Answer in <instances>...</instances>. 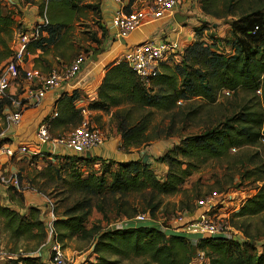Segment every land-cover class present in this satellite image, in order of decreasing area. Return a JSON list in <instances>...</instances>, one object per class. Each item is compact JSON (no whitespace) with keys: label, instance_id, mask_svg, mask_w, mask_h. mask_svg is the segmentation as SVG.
<instances>
[{"label":"trees","instance_id":"obj_1","mask_svg":"<svg viewBox=\"0 0 264 264\" xmlns=\"http://www.w3.org/2000/svg\"><path fill=\"white\" fill-rule=\"evenodd\" d=\"M22 1L37 4L40 14L47 19V24L39 25L40 37L26 46L24 57L45 50L60 31L71 25L76 14L84 11L95 16L101 14L99 2L82 5L83 0ZM198 3L202 14L207 17L231 19L229 27L234 39L225 41L210 36L207 43L196 37L173 64L161 63L148 84L141 82L123 60L112 63L106 67L95 100L85 108L104 113L116 109L112 112L116 131L120 135L121 147L128 149L139 148L160 138L159 134L148 132L151 114L147 109L173 113L178 108L177 103H189L184 119L194 123L198 130L155 158L157 163L166 167L163 178L156 176L148 160L143 163L145 155L126 162L56 155L54 160L57 159L58 166L46 164L39 172L42 179L54 184L52 190L58 189L59 182L65 185L62 190L65 197L59 200L63 210L58 213L59 207L55 204L52 209L56 215L53 221L55 240L63 247L73 238L94 240L92 253L95 260L80 264H120V261L129 259H142L141 264H198L195 261L198 251L204 255L201 264H264V243L261 244L262 250L255 252L256 248L248 243L251 235L247 232L244 233L247 241L239 237L236 240L214 237L194 243L186 236L168 235L153 225L137 224L104 231L96 226L86 228L93 210L103 220H108L111 214L133 218L138 210L151 217L162 206L163 197L177 194L183 196L179 209L190 211L194 196L183 186L201 166L210 161L226 160L233 150L262 144L264 108L258 110L255 105L243 104L220 112L214 106L219 94L224 92L251 94L261 97L264 104V0H198ZM15 24L14 16L4 11L0 1V44L6 45L5 37L8 42L12 41ZM101 31L104 37L107 29L101 26ZM199 31L195 30L196 36ZM45 33L47 37H44ZM95 41L100 43L99 39L95 38ZM220 45L229 46L230 50L226 51ZM8 53L2 60L12 56L11 51ZM12 99H15L13 95L0 99V112L12 105ZM79 99L77 92L60 96L55 102L57 116L51 121V127H77L83 119L81 111L74 105ZM196 100L203 103L196 104ZM135 111L143 113L133 118ZM173 133L170 128L165 136ZM6 143L7 140L0 139V146ZM96 163L98 168L94 169ZM238 164L243 166L241 179L254 184L256 193L243 202L232 215V221H243L264 213L262 156L255 152L248 161ZM85 170L86 174H83ZM62 173H66L64 178ZM44 184H40L38 190ZM69 198H73L72 204L63 207V201ZM0 218L10 238L28 237L37 240V245L46 241V227L40 218V209L28 207L22 213L0 205ZM232 225L240 228L235 222ZM37 253L18 255L8 264H45Z\"/></svg>","mask_w":264,"mask_h":264},{"label":"rangeland","instance_id":"obj_2","mask_svg":"<svg viewBox=\"0 0 264 264\" xmlns=\"http://www.w3.org/2000/svg\"><path fill=\"white\" fill-rule=\"evenodd\" d=\"M0 1L4 11L12 13L16 20L12 41L8 42V38L5 37L4 41L6 42V45L5 43L0 44L1 68L8 60H2V57L9 54L8 52L10 51L13 53V51L15 50L18 35L23 32L29 31L38 23L42 24L45 15L40 14L37 4L30 5L26 4L22 0H18V3L20 5V8H18L16 6L9 5L5 0ZM152 1L153 0H136L137 5L149 7L151 6ZM178 1L180 5L176 7L175 11H179L180 14H182L180 16L186 17V21L184 23H181L182 25L180 23H177L173 13H167L162 15L161 17L163 20H170V23L174 26L175 23H177L178 26L185 27V30L182 33L183 35L187 33L189 36H191L192 39L198 37L207 43L209 42L210 36L221 38L225 41L234 39L229 27L231 19L228 18L225 20H217L205 16L200 10L198 0ZM98 2L100 3L101 8L104 9L105 0H83L81 4L91 5ZM20 9H22L23 11H20ZM29 10H33V13H31ZM105 16L106 17L104 18L102 11L100 16H95L92 12L89 11H84L83 14H76L72 18L71 25L67 29L60 31L57 37L53 39V43L49 44L45 50L40 51L44 56L41 59L44 61L40 62V65H52L51 62L55 63L54 68L59 72L62 70L63 66L69 65L71 61L78 56H82L84 58V61L86 59L88 61H91L95 52L100 51L101 54L106 50H110L112 40H110L108 30L104 37H102L101 31V26H104L106 28L105 19H107V26H110V15L105 14ZM26 17L39 20L40 22L34 25V21H31L32 24L27 28V25L24 26L20 23L21 20ZM195 30H200L198 36H196ZM44 37H47L46 33L44 34ZM95 38L99 39L100 43L96 42ZM191 42L186 41V43L184 44H187L189 46ZM220 47H222L226 51L230 50L229 46L226 47V45H220ZM100 54L95 55V58H98ZM120 60L121 58L118 57L114 62H119ZM176 60L178 59L172 57L164 63L167 65H171ZM15 90H17V92L19 93V90L16 87H10V95H12ZM257 96H259V94ZM194 102L196 104L203 103L200 100H196ZM187 104L189 103H177L178 108L174 109L173 113L162 112L156 109H147L146 111H149L151 114L150 127L148 132H150L151 135L159 134L160 138L151 140L148 143L140 146L139 148L131 147L128 149H124L122 152L124 154L136 153L137 157L145 154L156 176L159 179H162L164 176L163 165L157 163L154 157L161 156L167 150L171 149L175 145H178L179 141L182 138L187 135L193 134L198 130L196 127H194V123L185 122L184 115L188 111ZM243 104L255 105L258 110H263L264 108L263 100L261 97H255L251 94L242 93H239V95H227L225 93H220L214 107L217 111L224 112L225 110H231L232 107ZM85 105L87 106V104ZM86 106L82 105L81 108L85 109ZM115 110L116 109L113 108L108 113H105V119H103L102 116L98 117L93 114L87 116V119L90 118V125L101 131L104 141L105 138L108 140L109 138L114 137L118 134L116 131V121H114L112 117V112H114ZM14 111L15 108L9 106L4 107L2 112H0V134L6 129L7 126L4 121V114L6 112L12 113ZM140 113H143V111H135L132 117L134 118ZM173 114H175L174 118ZM170 128L171 131L174 132L173 135L165 136V134L170 131ZM65 131L63 132H68L67 130ZM129 150H133V152L130 153ZM255 152H258L264 160V143L253 148L243 147L240 150H233L231 151V156L227 157L226 160H215L207 162L187 180L186 184L183 186V189L188 191L190 195L194 196V199L191 201L190 211L197 210L194 200L200 198L202 195L207 194L209 191L216 190L221 193L227 194L225 199L226 202L223 205L222 212L224 213L225 218L230 228L232 229V235L235 237H239L244 241H247L248 239L245 240L244 233H249L251 237L248 240V243L251 247L256 248L255 252H259L262 250L261 244L264 243V213L256 217L246 218L243 221H240L238 219H233L232 221V215L236 213L242 206L240 205V203L252 197L256 193L254 184L250 183V181L241 179L243 166L242 164H238L241 161H248V159ZM53 166H58V164H53ZM83 174H86V170L83 171ZM32 175H34V173H32ZM65 176L66 173H62L61 177L64 178ZM44 181V179H39L38 183H45V186H42L40 191L47 197V201L49 202L48 209L52 211L55 204L59 207L58 213H61L63 208L60 206L59 200H62L65 197V195L62 193L65 185H63L62 182H59L58 189L52 190L54 184H50ZM182 197V194L163 197L162 206L154 216H151V219L153 220L152 224L159 225V223L172 218L176 213L185 212L179 209V201L182 199ZM72 202L73 198H69L63 201V207L70 206ZM138 213H142L141 210H138ZM55 216L56 215H54V217ZM101 218L102 216L95 210H93L86 223V228L91 229L93 226H96L98 230L104 231L114 228L115 225L119 226L126 220L130 219L124 217H116L113 214L109 215L108 220H103ZM2 222L3 221L0 218V264H8L11 259H15L18 255H26L35 251H37L39 254H42V256H44L43 254L47 253L48 248L46 246L43 247V243H46V241L40 245H37V240L30 239L28 237L12 239L10 238L9 233L4 230ZM232 222H235L237 226H240V228L236 229V227L232 225ZM152 224L150 222H145L141 223L140 225L150 226ZM127 227L130 226L128 225ZM166 232L168 235L171 234V232L168 230H166ZM93 241V238H73L67 241L64 244V247L61 245L65 258L67 259V264H80L86 260L94 261L95 255L92 253ZM142 262V259H129L120 261V264H141Z\"/></svg>","mask_w":264,"mask_h":264},{"label":"built area","instance_id":"obj_3","mask_svg":"<svg viewBox=\"0 0 264 264\" xmlns=\"http://www.w3.org/2000/svg\"><path fill=\"white\" fill-rule=\"evenodd\" d=\"M105 1H109L115 6L110 23L117 30V35L120 38H125L139 30L144 23L149 21L148 17L153 21L164 14L174 13L176 7L180 5L178 0H153L150 7L137 5L136 0L132 3L129 0ZM45 24H47L46 17H44L42 24H36L29 31L19 34L12 56L0 68V99L10 96V87H16L21 91L22 96L19 99H12V106H21L24 103L39 105L46 93L59 88L64 82L74 79L84 65V58L78 56L69 65L63 66L61 71L52 70L46 76H43L38 70H24L22 68L21 64L24 60L26 46L40 37L39 25ZM179 41L178 39L167 38L159 41H143L126 49L121 56V60L127 64L141 82L148 84L150 79L159 71L161 63L172 57L178 59L188 46L184 44L186 41ZM224 93L229 94L228 92ZM76 108L81 111L83 118L87 116L88 111L86 109L77 105ZM56 116L57 113L53 112L51 117L38 126L35 138L39 146L35 154H42L40 152L41 146L46 144L48 149L50 146H56L71 152L73 155L83 156L87 150L104 143L101 131L92 127L83 119L77 127L72 128L67 134L54 137L51 134L50 127L51 121ZM19 119L20 114L18 112L4 114V121L7 125L17 123ZM261 142L264 143V138L261 139ZM27 153L28 150L23 146L11 147L7 143L0 146L1 186L6 189H20L17 175L7 172L5 165L9 159ZM226 196L225 193L212 190L195 200L196 211L176 213L172 218L159 223V225L152 224L153 220L149 213H138L119 226L115 225L112 229L127 227L129 224L137 225L150 222L153 226L159 227L165 232L168 230L174 234L186 236L194 243L203 238H235L222 212ZM54 220V215L51 213L50 221L46 225V243L43 245V247L48 248V258L45 264H67L62 246L54 237ZM203 260V252L198 251L195 261L201 264Z\"/></svg>","mask_w":264,"mask_h":264},{"label":"crops","instance_id":"obj_4","mask_svg":"<svg viewBox=\"0 0 264 264\" xmlns=\"http://www.w3.org/2000/svg\"><path fill=\"white\" fill-rule=\"evenodd\" d=\"M5 1L9 5L20 8L18 0ZM114 9L115 6L112 3L105 1L104 9L101 8L104 18L106 17L105 14H109L111 18ZM20 11L23 10L20 9ZM29 11L33 13V10ZM175 14L182 15L179 11H175L173 15L175 16ZM149 19L150 17H148V20ZM31 21H34V25L40 22L39 20L26 17L23 18L20 23L24 26L27 25L28 28L32 24ZM105 21L106 28L110 35V40H112L110 50L102 52L98 58H93L91 61L86 59L81 71L74 79L64 82L59 88L53 89L46 93L39 105H34L31 103H24L21 106L11 105V107L15 108V111L12 113L18 112L20 114V119L17 123L7 125L6 129L0 134V139L7 140L9 142L7 145L11 147L23 146L28 150L26 155L16 156L7 161L5 170L10 174L17 175L20 182V189H6L0 185V205L9 206L22 213L25 212L28 207H36L40 209V218L44 222L45 227L50 221L52 211L48 209L49 204L47 197L40 190H38V186L41 184L38 183L39 179H42L39 176V172L45 168L46 164H57V159L54 160V156L57 155L65 157L73 155L71 152L56 146H50L49 149L47 148L49 154H45L46 156H44V154H35L36 149L39 146L35 138L36 130L44 120L51 117L53 112H55L54 110L56 100L63 94L70 95L73 92H77L80 95V99L75 102V107L76 105L78 107L82 105L86 106L85 104L88 105L90 102L94 101L96 98V91L103 79L106 67L114 62L116 58H121L126 49L135 44L147 40L159 41L164 38L178 39L184 42L193 41L191 36H189L187 33L185 35L182 34L185 30V27L178 26L177 23H175L174 26L170 23V20H163L162 17H157L153 21H147L139 30L131 33L125 38L118 37L117 30L111 25V23L110 26H107V19H105ZM43 57L44 56L40 51L29 53L24 57L21 66L24 70H38L43 76H46L50 71L55 70V63L51 62L52 65H40V62L44 61L41 60ZM20 93L21 91L18 93L17 90H15L12 95L19 99L22 96ZM92 114L98 117L102 116L103 119H105L106 115L102 111H88L87 116ZM87 116H85L83 120H85L90 125V118L87 119ZM71 128L72 126L51 127L50 131L51 134L56 137L67 134L72 130ZM65 130L68 132L64 133L63 131ZM123 150L124 149L121 147L120 135L117 134L108 140L105 138V141L102 145L87 150L83 156L85 158L97 157L102 160H112L114 162H126L136 160L140 157H137L136 153L124 154L122 152ZM129 151L130 153L133 152V150ZM155 158L157 157H154V159ZM97 163L94 165V169L98 168ZM163 171L165 174L166 167L164 165ZM32 173H34V175H32ZM129 226L133 225L129 224ZM172 233L173 232H171V234ZM37 255H40L42 260L46 262L48 258V252L43 254L44 256H42V254Z\"/></svg>","mask_w":264,"mask_h":264},{"label":"water","instance_id":"obj_5","mask_svg":"<svg viewBox=\"0 0 264 264\" xmlns=\"http://www.w3.org/2000/svg\"><path fill=\"white\" fill-rule=\"evenodd\" d=\"M174 18H175V20L177 21V23H184V21H186V17H185V16H180L179 14H175ZM97 54H100V51L95 52L93 58H95V57H96L95 55H97ZM40 152H41L42 154H49V151H48V149H47L46 144L42 145V147H41V149H40ZM146 161H147V156H145V157L143 158V163H146ZM234 240H236V237L234 238Z\"/></svg>","mask_w":264,"mask_h":264}]
</instances>
